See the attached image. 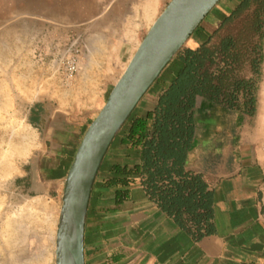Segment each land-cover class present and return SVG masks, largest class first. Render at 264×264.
Wrapping results in <instances>:
<instances>
[{
  "label": "crops",
  "instance_id": "0c3cea01",
  "mask_svg": "<svg viewBox=\"0 0 264 264\" xmlns=\"http://www.w3.org/2000/svg\"><path fill=\"white\" fill-rule=\"evenodd\" d=\"M241 1L234 0L214 28H201L186 45L197 48ZM173 75L167 72L156 90L143 96L134 117L155 109ZM104 102L99 98L74 113L42 102L29 106L25 121L43 143L27 164L36 178L32 186L41 194L61 200L76 151ZM193 119L194 143L185 168L201 173L212 194L213 232L196 238L147 196L139 179L124 188L105 186L114 165L141 161L139 149L115 138L88 205L85 264H264V79L254 115L197 96Z\"/></svg>",
  "mask_w": 264,
  "mask_h": 264
},
{
  "label": "rangeland",
  "instance_id": "374dc122",
  "mask_svg": "<svg viewBox=\"0 0 264 264\" xmlns=\"http://www.w3.org/2000/svg\"><path fill=\"white\" fill-rule=\"evenodd\" d=\"M169 1L0 0V264H54L61 200L32 186L36 178L27 163L41 149L43 137L25 121L29 106L42 102L74 113L99 98L106 101ZM233 1L220 0L190 39L201 28H214ZM70 56H77L80 65L66 82L62 65ZM139 109L140 104L131 117ZM103 168L104 163L99 173Z\"/></svg>",
  "mask_w": 264,
  "mask_h": 264
},
{
  "label": "trees",
  "instance_id": "16d2710c",
  "mask_svg": "<svg viewBox=\"0 0 264 264\" xmlns=\"http://www.w3.org/2000/svg\"><path fill=\"white\" fill-rule=\"evenodd\" d=\"M263 46L264 0H242L197 48L185 45L165 68L174 75L155 109L130 115L115 137L139 149L141 161L114 165L105 186L124 188L139 179L147 196L196 238L211 234L212 194L201 173L185 168L195 99L254 115Z\"/></svg>",
  "mask_w": 264,
  "mask_h": 264
},
{
  "label": "water",
  "instance_id": "95a60500",
  "mask_svg": "<svg viewBox=\"0 0 264 264\" xmlns=\"http://www.w3.org/2000/svg\"><path fill=\"white\" fill-rule=\"evenodd\" d=\"M220 0H170L84 133L64 180L54 264H85L88 205L105 155L140 100Z\"/></svg>",
  "mask_w": 264,
  "mask_h": 264
},
{
  "label": "built area",
  "instance_id": "2783aa9c",
  "mask_svg": "<svg viewBox=\"0 0 264 264\" xmlns=\"http://www.w3.org/2000/svg\"><path fill=\"white\" fill-rule=\"evenodd\" d=\"M79 65L80 62L77 56H70L63 61L62 72H63L64 80L66 82H70L72 80L74 75L78 72ZM262 149L264 151V142L262 143ZM262 203L264 206V187L262 190Z\"/></svg>",
  "mask_w": 264,
  "mask_h": 264
},
{
  "label": "bare ground",
  "instance_id": "6f19581e",
  "mask_svg": "<svg viewBox=\"0 0 264 264\" xmlns=\"http://www.w3.org/2000/svg\"><path fill=\"white\" fill-rule=\"evenodd\" d=\"M95 52H96V51H95ZM94 55H95V54H94ZM90 63H91V62H90ZM96 63H98V62H96ZM93 65H94V64H93ZM89 67H91V66H89ZM40 201H41V199H40ZM40 201L38 200V202H40ZM39 204H41V205L43 206L45 203L43 204V202H42V203L40 202ZM36 205H37V204H36ZM38 206H39V205H38ZM38 206H37V208H38ZM44 207H45V206H44ZM44 207H43V208H44ZM41 208H42V207H41ZM45 208H46V207H45ZM45 208H44V209H45ZM51 212H52V211H51ZM46 213H47V212H46ZM56 214H57V213H56ZM51 215H52V213H51ZM11 223H12V222H11ZM48 224H49V223H48ZM44 252H45V251H44ZM40 259H41V258H40ZM35 262H36V261H35Z\"/></svg>",
  "mask_w": 264,
  "mask_h": 264
},
{
  "label": "flooded vegetation",
  "instance_id": "af4514ba",
  "mask_svg": "<svg viewBox=\"0 0 264 264\" xmlns=\"http://www.w3.org/2000/svg\"><path fill=\"white\" fill-rule=\"evenodd\" d=\"M194 143V132H193V137H192V145ZM192 148V147H191ZM190 151V150H189Z\"/></svg>",
  "mask_w": 264,
  "mask_h": 264
}]
</instances>
